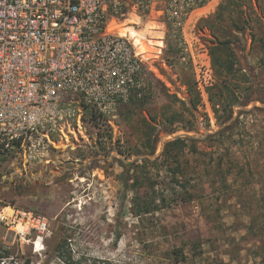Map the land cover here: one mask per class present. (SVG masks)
<instances>
[{
  "label": "rangeland",
  "instance_id": "1",
  "mask_svg": "<svg viewBox=\"0 0 264 264\" xmlns=\"http://www.w3.org/2000/svg\"><path fill=\"white\" fill-rule=\"evenodd\" d=\"M129 26L145 33L137 42L154 95L120 104L112 124L77 127L49 162L0 156V208L50 220L43 234L25 238L21 225L0 223V257L11 264H264V0H214L192 16L191 35L209 54L207 73L180 58L160 15L132 16L119 30ZM175 138L186 146L172 157L164 149Z\"/></svg>",
  "mask_w": 264,
  "mask_h": 264
},
{
  "label": "built area",
  "instance_id": "2",
  "mask_svg": "<svg viewBox=\"0 0 264 264\" xmlns=\"http://www.w3.org/2000/svg\"><path fill=\"white\" fill-rule=\"evenodd\" d=\"M212 1L0 0V156L49 162L57 142L77 127L112 124L120 104L152 97L144 50L112 29L132 16L160 15L180 58L204 72L209 54L189 25ZM0 223L21 225V238L50 226L47 216L11 204L0 208Z\"/></svg>",
  "mask_w": 264,
  "mask_h": 264
},
{
  "label": "trees",
  "instance_id": "3",
  "mask_svg": "<svg viewBox=\"0 0 264 264\" xmlns=\"http://www.w3.org/2000/svg\"><path fill=\"white\" fill-rule=\"evenodd\" d=\"M231 63V60H230V58H226V67H227V69H231L232 68V63ZM153 95H154V93H153ZM152 95V96H153ZM145 100V99H144ZM132 101V100H131ZM134 101H136V100H134ZM139 101V100H138ZM140 101H142V100H140ZM194 103V106H196V104H195V102H193ZM186 140L185 139H182V138H175V139H173V140H169V141H167L166 142V145H165V149H164V152L166 153V152H168L169 154H171V156L172 157H174V156H177L178 155V153H180V152H183L184 151V147L186 146V142H185ZM153 142H151L150 143V145H151V151H150V154H154L155 153V147L153 146L154 144H152ZM146 162H148L149 161V159L148 158H145L144 159ZM149 162H151V161H149ZM138 195V194H137ZM141 197H143V196H145V197H147L148 195H147V193L145 192L144 193V195H140ZM145 204H153V202L151 201V202H146ZM144 212H150L151 211V207L150 206H146V208H145V210H143ZM69 263L70 264H74L73 262H70L69 261Z\"/></svg>",
  "mask_w": 264,
  "mask_h": 264
},
{
  "label": "bare ground",
  "instance_id": "4",
  "mask_svg": "<svg viewBox=\"0 0 264 264\" xmlns=\"http://www.w3.org/2000/svg\"><path fill=\"white\" fill-rule=\"evenodd\" d=\"M121 25V24H120ZM120 25H116L114 24L112 26V29H116L118 30L120 33L122 34H130L131 35V38H133L135 40V43L139 45V43L141 41H139V43L137 42V40H141L142 38L145 37V33L144 32H139L137 29H135L134 27H125V32L124 31H120L119 28H120ZM133 35V36H132ZM136 38V39H135Z\"/></svg>",
  "mask_w": 264,
  "mask_h": 264
}]
</instances>
